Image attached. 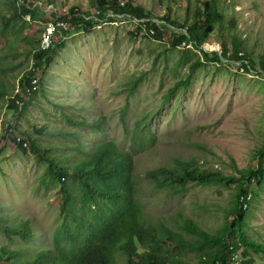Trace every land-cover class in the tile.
I'll use <instances>...</instances> for the list:
<instances>
[{"label":"rangeland","instance_id":"374dc122","mask_svg":"<svg viewBox=\"0 0 264 264\" xmlns=\"http://www.w3.org/2000/svg\"><path fill=\"white\" fill-rule=\"evenodd\" d=\"M131 1L151 14V21L157 25H163L162 19L167 16L182 22L188 14L187 0ZM23 2L20 0L18 6ZM96 2L28 0L27 6H32L36 14L26 15L19 24L17 33L21 32V36H15L16 31L13 36L11 33L8 39L13 48L0 51V87L13 95L21 89V80L31 71L33 62L26 37L35 41L41 38L44 24L50 20L45 13L48 7L58 14L67 11V15L68 10L79 7L94 16ZM220 2L225 22L234 21L237 33L245 39L243 50L257 70L244 73L239 63L230 64L221 56L220 61L203 62L189 74L180 49L166 50L146 30L135 31L137 20L120 16L95 28L74 29L57 36L65 46L56 50L46 72L37 73L39 81H43V92L22 110V117L15 118V127L33 134V140L42 148L60 143L76 145L73 136L58 135V130L76 131L86 148L115 140L121 149L134 153L135 177L146 220L172 225L179 213H184L210 232H217L234 208L237 181L230 187L188 184V190L176 196L169 190L155 189L145 173L162 167L171 169L176 160H182L240 177L234 167L249 171L259 164L257 154L264 147V73L260 68L264 61V0ZM191 5L192 9L198 6L196 0H191ZM13 13L11 5L0 1V24L2 14ZM219 34L213 33L211 50L221 49ZM134 76H142L143 82L130 99L125 127L120 111L126 103L128 81ZM182 79H188V85L181 86L166 101L167 92ZM7 106L8 101L0 100V120L10 121L12 111ZM64 113L76 119L104 122L97 130L75 128L66 122ZM137 124L143 128L142 137L153 136V142L139 151L130 140ZM40 128L46 132L35 133ZM14 134V129L13 133L2 129L0 135V215L7 217L8 224L15 225L19 218L31 221L37 239L25 242L17 238L13 246L28 247L25 256H32L52 242L59 218L60 188L45 189L41 178L46 162L31 148L28 154L21 152L11 138ZM15 137L29 145L23 134ZM65 146L54 154L66 155ZM261 181L257 179L251 186L254 193L248 198L251 204L245 231L251 239L264 242ZM0 244L11 245L4 232H0ZM254 260L264 264L261 257Z\"/></svg>","mask_w":264,"mask_h":264},{"label":"trees","instance_id":"16d2710c","mask_svg":"<svg viewBox=\"0 0 264 264\" xmlns=\"http://www.w3.org/2000/svg\"><path fill=\"white\" fill-rule=\"evenodd\" d=\"M0 1H5L14 10L11 16L1 15L0 51L5 52L13 48L8 39L11 33L13 36V31H16L15 36H21V32L17 33L19 24L23 23L28 14L35 17L36 11L31 9L32 6H27L28 0H23L22 6H18L20 0ZM124 1L97 0L96 9L100 14L94 15L97 17L93 19H88L92 16L90 12L86 13L79 7L68 10V15L63 17L68 23V30L64 33L74 29L95 28L106 20L112 22L115 18L109 17L110 14L124 15L137 20L136 32L146 30L153 39L165 45L166 50L180 49L189 74L194 73L203 62L220 61L221 56L230 64L248 61V73L256 69V64L243 50L245 39L237 33L234 21L225 22L224 15L220 12V0H196L198 6L195 9H192L191 0H187L188 14L183 21L167 16L162 19L165 21L163 25L153 23L151 14L139 5H133V1ZM51 17L56 19L57 15ZM215 31L220 33L217 40L222 54L197 52L203 45L213 44ZM44 33L45 29L42 36ZM56 37L53 46L47 51L40 50L41 38L35 41L26 37L27 43L31 45V65L35 71L31 70L24 75L21 89L30 86L37 70L46 72L54 62L53 55L56 50L65 46ZM183 42L192 43L194 49L182 47ZM193 57L194 61H189ZM260 68L264 73V61ZM142 82V76H134L128 81L126 103L120 111L125 127L130 99ZM187 85L188 79L175 83L167 92L166 101L181 86ZM42 92L43 81L40 80L38 88L31 96L22 99L23 110ZM22 94H9L5 87H0V100L8 101L7 108L12 111L10 121H4V125L12 124L15 134L21 133L29 140V145L25 147L24 142L17 143L15 134L11 136L21 152L28 154L31 148L46 162L41 184L46 190L60 188L59 218L51 244L32 256H25L28 247L13 246V241L17 238H22L25 242L36 240L33 224L30 220L21 218L15 225L8 224L7 217L0 215V232H4L11 239V245L0 244V264H257L254 260L256 256L264 259V242L251 239L245 231L251 204L248 198L254 193L251 186L257 179L262 180L259 182L261 185L264 184V147L257 154V168L239 171L234 167L240 177L227 175L222 170H207L197 162L182 160H176L171 169L162 167L147 171L145 177L152 182L155 189L169 190L176 196L186 192L188 184L210 188L230 187L231 183L238 182L234 208L227 215L225 225L215 233L184 213H179L175 218L177 221L172 225L163 221L153 223L144 217L135 177L134 153L121 149L115 140L100 141L86 148L79 141L80 136L76 131L66 133L62 130H58L56 134L73 136L76 145L65 146L60 143L42 148L33 140V134L15 127V118L23 116V111L19 112L16 104ZM64 115L66 122L75 128L97 130L104 122V119L87 121L83 118L76 119L70 114ZM44 132L46 130L43 128L35 130L40 135ZM142 133V126L137 124L130 137L132 146L138 151L153 142V136L142 137ZM64 146L66 155L54 154L55 150ZM246 204H249L248 208H245ZM172 246L175 247L174 251ZM235 254L240 256L239 261L234 259Z\"/></svg>","mask_w":264,"mask_h":264},{"label":"built area","instance_id":"2783aa9c","mask_svg":"<svg viewBox=\"0 0 264 264\" xmlns=\"http://www.w3.org/2000/svg\"><path fill=\"white\" fill-rule=\"evenodd\" d=\"M50 11H52V12H50ZM45 13L48 15L50 20L47 21L44 24L45 33H44V35H43V37L41 39V42H40V50L41 51L49 50L53 46L54 37L57 34L64 33L65 31L68 30V23L63 19V17H65V15H67V11H66V13L58 14L56 12V9H54L53 7H48L47 10L45 11ZM54 14L57 15V18L56 19H51V16L54 15ZM96 14H100V12L97 11ZM120 16H122V18L125 17L124 15L117 16V15H114V14H110L109 17L117 18V17H120ZM96 17L97 16H91L88 19H90V18L93 19V18H96ZM106 21H108V20H106ZM151 33L154 34V31H151ZM209 46H211V45H203L200 48V51H204L206 53H210L211 51L213 53H220L221 52V50H217V49L216 50H211V48ZM182 47L189 48V49H194L193 44L192 43H188V42H183ZM200 51L198 50L197 52L200 53ZM240 57H244V56H240ZM237 65L242 68V72H244V73L247 72V68H249V63L246 60L240 62ZM31 70L35 71V68L33 67V65H32V69ZM36 72L40 73L39 70H37ZM38 84H39L38 74H35L30 86L25 87L23 89H20L18 91V94L23 93L21 95V99H17L16 100V104L19 107V110H18L19 112H21L23 110V101H22V99L24 97H27V98L30 97L32 92L35 91L38 88ZM0 122H1V127H0L1 134L0 135H2V129L5 130V131H8L9 133H13V125L12 124L4 125V120L3 119H1ZM17 141H18V143L23 142V140H21L20 138ZM24 146L27 147V144L25 143ZM248 207H249V205L246 204L245 208H248ZM231 249L233 250V247ZM234 259L239 261L240 260V256L235 254Z\"/></svg>","mask_w":264,"mask_h":264}]
</instances>
